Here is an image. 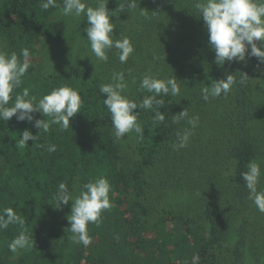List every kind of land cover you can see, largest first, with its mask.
<instances>
[{"label":"trees","instance_id":"trees-1","mask_svg":"<svg viewBox=\"0 0 264 264\" xmlns=\"http://www.w3.org/2000/svg\"><path fill=\"white\" fill-rule=\"evenodd\" d=\"M103 2L116 10L112 38L127 36L134 47L124 64L115 48L107 51V62L97 60L83 14L75 27L83 41H58L66 24L56 18L63 0L48 10L41 0H0V51L15 52L21 63V50L30 54L9 106L24 88L38 101L68 85L82 100L66 131L52 125L39 134L34 121L0 120V210L12 207L24 220L0 229V264H264V213L248 199L241 176L256 161L262 173L258 190L264 189V63L246 56L216 64L195 8L198 0H136V7L124 12L118 7L127 0ZM48 47L67 57L60 67L43 71L40 59ZM119 72L128 85L123 94L138 105L152 95L139 88L145 74L176 78L180 87L177 96L157 97L164 100L159 109L134 110L144 136L126 134L127 145L115 138L99 91ZM243 72L249 78L240 83ZM228 74L236 80L228 95L205 101L202 89ZM185 109L188 117L173 123ZM156 110L166 115L159 125L153 124ZM192 117L199 120L188 146L176 150L177 132L190 129ZM24 130L39 135L36 143L18 149ZM50 144L56 145L54 152L47 150ZM100 177L111 185V208L102 212L99 225H88L91 242L85 247L69 239L73 202L58 210L53 194L65 182L75 197ZM21 231L35 243L13 253L8 245Z\"/></svg>","mask_w":264,"mask_h":264},{"label":"clouds","instance_id":"clouds-1","mask_svg":"<svg viewBox=\"0 0 264 264\" xmlns=\"http://www.w3.org/2000/svg\"><path fill=\"white\" fill-rule=\"evenodd\" d=\"M107 5L103 0H100L96 7L87 4L86 0H63V7L60 10L65 16L80 17L82 14L86 16L85 32L91 52L97 60L107 62L109 59L107 51L115 48L120 63L124 64L134 52V47L127 36L116 40L112 38L114 23L111 18L115 16L116 10L110 11ZM40 6L44 10L59 7L56 0H41ZM135 7L136 0H127L125 4H119L118 9L124 12L131 11ZM195 8L207 29L208 43L215 52L216 64L222 67L229 61H246V56L257 57L264 63V0H198ZM144 14L141 9V15ZM21 55L24 57L22 63L18 61L15 52L9 54L0 51V120L8 122L15 116L20 122L34 121V127L40 130L39 134L48 133L52 125H58L61 131L68 130L71 118L80 112L82 104L79 92L68 85L52 89L38 101L36 96L30 95L29 89L24 88L21 93L15 95L13 103L9 106L11 94L21 85V78L25 76L29 68L28 50L22 49ZM248 78V75L244 73L240 83H244ZM112 80L114 83L101 84L99 91L105 96L103 104L110 113L114 136L117 140L124 139L125 134L133 131L139 138H143L145 130L138 123V113L134 110L153 109L154 105L159 109L163 106L164 100L157 97L180 94L176 78L164 80L145 74L140 80L139 88L152 95L145 96L138 105L135 100L123 94L128 86L123 72L113 73ZM235 83L234 76L228 74L226 78L213 82L210 87H204L201 93L202 98L207 101L221 94L227 96ZM35 112L49 119H36L33 115ZM186 117H188L187 109L172 117V122L177 123L181 118ZM165 120L166 115L156 110L153 124L159 125ZM198 120L199 117L188 118L191 128H185L182 133L177 132V143L174 145L176 150L188 146L190 137L193 135L192 129L197 126ZM38 135H34L30 130H24L21 137L16 140V147L24 148L30 140L36 143ZM47 150L54 152L56 145L50 144ZM261 175L260 164L256 161H250L247 164V170L241 173L248 189V199L255 204L258 211L264 213V189L258 190ZM110 191L111 185L106 177L84 184L75 197L71 196L65 182L58 185L57 191L53 194L54 207L59 210L62 205H67L69 201L73 202L71 213L67 216L71 225L67 229L71 233L70 240L81 243L85 247L88 246L91 242L88 225L90 223L99 225L102 212L111 208ZM11 224L23 225L24 220L12 207H5L0 210V229H7ZM34 243L25 231H21L8 247L15 253L18 249L30 247Z\"/></svg>","mask_w":264,"mask_h":264},{"label":"rangeland","instance_id":"rangeland-1","mask_svg":"<svg viewBox=\"0 0 264 264\" xmlns=\"http://www.w3.org/2000/svg\"><path fill=\"white\" fill-rule=\"evenodd\" d=\"M86 3L89 4V0H86ZM56 18L60 21H64L66 24L62 27V31H61V35H60V39L58 41H69V42H73V41H83V39H81V35L79 36V33L77 32L76 27V22L77 19L79 17H75L74 15H68L65 16L62 14V12H58L56 15ZM51 49V50H50ZM66 57H67V53ZM64 54L62 53L59 54L57 51L53 50V48H49L45 51L44 50V55L42 56V58L40 59V63L42 65V70L43 71H50L52 69H54L55 67H57V65L59 64H63L65 62L64 59H66V57L63 59ZM126 136V134H125ZM123 140V143L127 145V140L128 137H125ZM1 232V231H0ZM0 237L2 239H0V242H3L4 240V236H2V234L0 233ZM16 252H18V254L21 252V249H18ZM242 264H254L252 260L245 261Z\"/></svg>","mask_w":264,"mask_h":264}]
</instances>
